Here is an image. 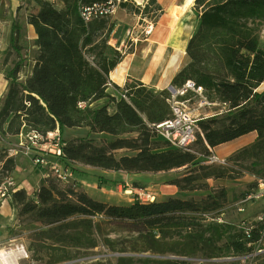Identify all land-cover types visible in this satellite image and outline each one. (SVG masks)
Instances as JSON below:
<instances>
[{"label":"trees","instance_id":"16d2710c","mask_svg":"<svg viewBox=\"0 0 264 264\" xmlns=\"http://www.w3.org/2000/svg\"><path fill=\"white\" fill-rule=\"evenodd\" d=\"M109 0H59L61 7L38 0L39 9L28 23L37 34L38 55L31 75L23 82L18 61L7 72L8 89L0 105V132L18 136L24 129L45 138L66 128H89V133L117 136L96 144L90 137L63 140L59 161L77 171V165L128 173H159L185 168L172 179L180 191L210 190L201 198L169 196L164 200L111 204L90 196L76 181L61 183L56 177L41 180L33 194L25 188L6 191L21 224L39 223L29 238L35 252L50 254L49 264L72 258L73 253L94 249L107 238L108 230L121 228L132 234L133 250L161 258L142 257L144 264H189L185 258L225 259L254 255L264 264V216L252 225L225 221L221 217L228 202L225 186H210L211 179H237L244 173L264 182V0H194L197 28L187 43L189 62L174 76L171 85L180 89L191 80L204 88L209 101L226 106L224 112L198 122V146L174 147L157 135L156 125L172 115L168 99L172 92L149 89L131 79L121 88L109 78L123 53L110 44L115 23L110 16L85 21L82 9ZM120 7L142 18L163 11L159 0L144 5L121 0ZM20 26L13 25L5 61L22 51ZM113 87L118 93L112 94ZM188 91L179 100L192 99ZM106 99L104 104L94 103ZM84 103L85 106H81ZM112 107V109H111ZM256 132L255 139L226 158V164L204 163L200 155ZM136 133L135 137H120ZM1 141V140H0ZM132 154L117 155L119 150ZM2 163V164H1ZM0 190L16 167L13 155L0 153ZM207 215V216H206ZM132 257L117 264H133ZM218 264H242L240 260Z\"/></svg>","mask_w":264,"mask_h":264},{"label":"rangeland","instance_id":"374dc122","mask_svg":"<svg viewBox=\"0 0 264 264\" xmlns=\"http://www.w3.org/2000/svg\"><path fill=\"white\" fill-rule=\"evenodd\" d=\"M135 1V0H133ZM137 2V1H135ZM138 3V2H137ZM163 11H159L157 14H150L148 17L142 18L141 16H136L133 13L126 12L121 10V7L117 9L115 14L110 15V19L113 22H120L122 24V30H118L116 37L118 39V43H121V40L125 38L126 49H129V46L132 42L130 39L128 42V38L132 37V34H128V29L134 30V37L141 36L145 37L147 34V28L150 23L153 25L152 33H155L156 30L161 27V21L163 18V13L166 8L165 2L162 3ZM61 7V5H57ZM194 4H192L191 9L194 12ZM17 12V17L14 19L20 26V43L22 45V51L20 57L12 52L11 57L8 61H5L6 51L10 44V39L8 40V32H9V15L11 11ZM39 9L38 0H0V33H3V36L0 37V74L2 75L1 80L4 81L5 76L10 68L14 66V64L18 61L23 63V69L20 72V81H25L32 73L33 67L36 62V57L38 55V45H37V34L35 32L34 27L28 23V17L31 13L36 12ZM195 13V12H194ZM190 14L193 16L194 21V30L197 28L196 17L194 18V14L190 11ZM3 15L5 18H3ZM8 19V20H7ZM12 28V27H11ZM261 43L264 46V25L261 30ZM128 42V43H127ZM5 75V76H4ZM4 76V77H3ZM7 78V76H6ZM8 80V79H7ZM5 83V81H4ZM9 84V80H8ZM6 89V88H5ZM4 87H2V91L4 95L5 91ZM8 89V86H7ZM4 95L0 98V105L4 98ZM103 102H100L97 105L104 104L107 100L102 99ZM101 101V100H100ZM189 110L197 117L198 119H202L204 117L212 116L226 110V106L218 101H209L208 104L203 106L199 105V101L197 98H192L187 104ZM112 109V107H111ZM199 122H197L198 124ZM27 129H25L26 131ZM201 133V131L198 130ZM26 132H24L25 134ZM256 132H250L245 134L239 138H236L232 141L219 145L213 152L219 156L220 158L225 157L228 159V155L232 154L234 151L239 149L240 147L252 142L256 137ZM136 133H130L126 135H122L120 137H135ZM55 134H49L48 138H44L41 140V143L34 144L28 139H23L21 136L13 138V136H6L0 132V153L6 151L10 156L13 155L16 161V167L14 170H11L8 173V176L4 179L3 187L4 190L11 193L13 190H18L21 188L27 189L28 193L33 194L35 190L40 186L42 174L49 173L52 176V172L50 169V165H40L35 162V155L40 153L45 155L49 160H59L58 155L52 153L50 149H55ZM76 137H90L94 140L96 144L106 143L110 140L116 139L117 136L107 134V133H89L86 127H78V128H67L66 135L61 138L63 140H69ZM198 139V136H197ZM197 139L194 147L198 146ZM163 140V139H162ZM48 142V143H46ZM43 145V149L40 148ZM134 151L132 150H119L116 152L117 155L121 154H132ZM199 161L207 163L208 157L200 155ZM2 164V163H1ZM0 164V165H1ZM72 170V169H71ZM73 171V170H72ZM99 171V170H98ZM94 171L90 174H85V179L92 182L99 180L100 184L104 185L110 184L111 182L104 176H96V172ZM161 173H139L141 175V179L146 181V184L152 186L155 184L154 182H159L161 184H168L170 181L176 177H180L185 173V168L174 169L167 172ZM159 178L156 179L158 175ZM157 181H153V180ZM123 184V189H130V193L128 195H132L133 186L130 181L121 182ZM210 186H225L228 189V202L226 206L223 208V212L220 214L222 219L229 222H234L238 224L252 225L257 221L259 215L264 216V195L253 198L244 203V210H238V203L244 199L248 194L252 192H258L259 190L263 191L264 188L256 183L255 177L244 173L241 177L237 179H211L208 181ZM114 185L107 186V189L114 190L116 187V183ZM261 186V187H260ZM122 187H119L121 192ZM172 188H160V189H149L142 190V193H154L157 198L161 196H166L167 194H172L174 190ZM210 190L207 189H199L196 191H180L178 190L175 196L180 198H195L201 199L205 197ZM113 197H118L116 194L118 193H110ZM122 195H125V192H121ZM132 193V194H131ZM138 193V192H136ZM93 198L108 202L111 204L114 203L116 198L111 197L108 199V195H104L100 190L93 192ZM138 194H134L135 198ZM168 196V195H167ZM166 196V197H167ZM134 198V200H135ZM156 198V200H157ZM39 223L33 224H21L17 219V211L12 206L11 196L10 194L5 196L0 193V249L1 248H22L24 247L25 251L23 253V257L19 260V264H49L51 261L50 254L45 250L40 251L38 253L35 252V247L32 245L31 239L29 238L30 233L39 228ZM105 232L109 237V239L117 238L118 242H113L112 246L107 244V238H100L99 245L94 249L82 250L77 253L72 254V258L57 264H117L118 259L120 257L127 258L132 257L134 259H140L142 257L149 258H161V256H156L148 253H140L133 251H120L121 248H127L129 250H133V237H131L128 241L125 237H129L132 234L124 231L121 228H117V230H108L111 228H106ZM263 249L259 250L258 253L264 252V241L262 242ZM254 255L249 254L244 257L238 258H225V259H206L200 256L185 258L189 264H218L221 261H229V260H240L242 264H256V261L253 260ZM133 264H144L141 261L137 260Z\"/></svg>","mask_w":264,"mask_h":264},{"label":"crops","instance_id":"0c3cea01","mask_svg":"<svg viewBox=\"0 0 264 264\" xmlns=\"http://www.w3.org/2000/svg\"><path fill=\"white\" fill-rule=\"evenodd\" d=\"M138 2V4L144 5V3L147 0H135ZM164 3V0H159V3ZM161 4V3H160ZM165 4V3H164ZM194 4V1L193 3ZM162 5V4H161ZM166 6V4H165ZM192 6V5H191ZM121 10H124L127 12V10L121 8ZM192 14H194V18L196 17L197 21V15L192 11L190 8ZM16 9L15 11H11L9 17V32H8V40L11 39L12 35V29L14 24H18L16 21L14 22V19L17 17ZM136 15V14H134ZM138 16V15H136ZM192 16V15H191ZM193 17V16H192ZM3 18L4 15H3ZM8 20V19H7ZM115 27L111 34L110 44L113 46L114 49L120 50L123 53L122 60L118 63L116 68L110 72L109 78L112 82L116 83L118 86L123 88L128 81L131 79H137L143 82L149 89L153 91H161L165 88L169 89V86L171 85L172 79L174 76L189 62V56L186 52V47L188 40L193 35L195 30L189 35L188 39L184 43L183 46L173 45L169 42L172 40V36H170L171 32L165 29L161 25L155 33H148L145 37L137 36L134 37V30L128 29V34H132V37L128 38V42L131 39L132 42L129 46V49H126L125 45V38L121 40V43L119 44L117 41V31L122 30V24L120 22H114ZM198 23V22H197ZM19 25V24H18ZM1 27V25H0ZM12 27V28H11ZM195 29V28H194ZM3 36V33H0V37ZM127 42V43H128ZM113 72H117L116 77H113ZM5 76V75H4ZM3 76V77H4ZM2 75L0 74V98L4 95L2 91V87H4L5 91L7 90L8 86V80L5 76V83L3 80H1ZM109 91L112 94H117L118 92L113 88L110 87ZM100 102H103V100L98 101L95 104H99ZM89 131V128H87ZM65 129L64 133L61 134L60 131L54 132V134L59 133L60 137L62 138V135H66ZM25 131V129L23 130ZM19 136V135H18ZM13 136V138L18 137ZM218 147V146H217ZM217 147L213 148L214 151ZM230 155V154H229ZM228 155V156H229ZM219 157V156H218ZM225 158V157H222ZM77 171H73L72 174V180L76 181L78 186L82 189H84L90 196H94L93 192L100 190L101 193L104 195H108V199H111L113 197L112 195L108 194L110 193H118L116 196L113 197L116 198L115 202L116 204H129L134 201V194H136L137 191L142 190H149V189H160V188H172L171 190H174L172 194H167L166 196H175L178 192L177 186L168 183V184H161L159 182H154L155 184L152 186H149L146 184V181L141 179V175L139 173H128L126 171H115V170H103L101 168L92 167V166H85V165H77ZM99 170V171H98ZM94 171L96 172L95 177L104 176L106 177L111 183L110 184H100L99 180L95 181H88L85 179V174H90ZM163 174L162 172H159ZM158 175L156 177L159 178ZM49 173L42 174V179L47 177ZM153 181H157V180ZM130 181L133 186V194L128 195V190L123 189V184L121 182ZM113 183H116V188L114 190L107 189V186L114 185ZM119 187H122L121 192H125V195H122V193L119 190ZM27 190V189H26ZM130 191V189H129ZM130 193V192H129ZM111 196V197H110ZM161 196L160 198H157V200H164L167 197Z\"/></svg>","mask_w":264,"mask_h":264},{"label":"built area","instance_id":"2783aa9c","mask_svg":"<svg viewBox=\"0 0 264 264\" xmlns=\"http://www.w3.org/2000/svg\"><path fill=\"white\" fill-rule=\"evenodd\" d=\"M49 2L60 5L59 0H48ZM121 0H109L107 2H94L90 4L88 7H84L82 9V16L85 21H89L92 17H101V16H110L115 14L117 9L119 8ZM153 29V25H150L147 28V34L151 33ZM188 91H192L194 96L192 98H197L199 101V105L203 106L209 103V100L204 95V88L200 85H197L195 82L189 80L187 81L184 86L180 89H177L176 92H172V97L168 99L169 103L171 104L172 108V115L171 117L167 118L165 121L156 125L157 135L162 139L166 140L169 144L174 147L179 148H188L190 147L197 138V133L199 130V126L197 122L200 120L188 108V103L191 100L190 98L187 100H179L177 98L178 95H184ZM81 106H85L84 103ZM24 132H26L24 134ZM49 134H54L51 132ZM48 134V135H49ZM48 135L46 138H48ZM19 136L23 139H28L34 144L41 143L45 137L40 133L27 129L26 131H22ZM55 149H50L52 153H55L61 156L62 153V141L59 133L55 134ZM48 143V142H46ZM42 147L41 150L44 148ZM212 155L208 156L209 163H217V164H226V158L218 157L213 150ZM35 162L40 165H50L51 172L59 180L61 183H67L72 180L73 171L71 168L64 166L59 160H49L43 154H36L35 155ZM260 185L264 188V182H260ZM260 186V187H261ZM129 192V191H128ZM138 194L136 198L140 199L141 201H154L156 200V195L154 193H147L144 194L142 191H137ZM0 193L6 196V190L1 188ZM263 191L259 190L258 192H252L248 194L244 199H242L238 203V210H244V203L260 196H263ZM207 216V215H206ZM263 215H259L257 220H261ZM23 252L25 251L24 247H22Z\"/></svg>","mask_w":264,"mask_h":264},{"label":"bare ground","instance_id":"6f19581e","mask_svg":"<svg viewBox=\"0 0 264 264\" xmlns=\"http://www.w3.org/2000/svg\"><path fill=\"white\" fill-rule=\"evenodd\" d=\"M194 0H164L166 8L163 13L161 25L171 32L173 45L183 46L194 30L193 17L190 8ZM117 72L112 76L116 77ZM22 248H1L0 264H19L23 257Z\"/></svg>","mask_w":264,"mask_h":264},{"label":"water","instance_id":"95a60500","mask_svg":"<svg viewBox=\"0 0 264 264\" xmlns=\"http://www.w3.org/2000/svg\"><path fill=\"white\" fill-rule=\"evenodd\" d=\"M169 90L173 93L177 91V89L172 85L169 86Z\"/></svg>","mask_w":264,"mask_h":264}]
</instances>
